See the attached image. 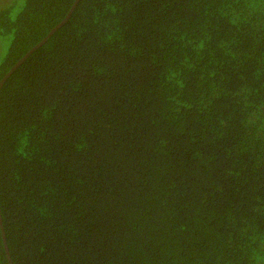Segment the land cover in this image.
<instances>
[{
  "label": "trees",
  "instance_id": "obj_1",
  "mask_svg": "<svg viewBox=\"0 0 264 264\" xmlns=\"http://www.w3.org/2000/svg\"><path fill=\"white\" fill-rule=\"evenodd\" d=\"M0 264H264V0H0Z\"/></svg>",
  "mask_w": 264,
  "mask_h": 264
},
{
  "label": "water",
  "instance_id": "obj_2",
  "mask_svg": "<svg viewBox=\"0 0 264 264\" xmlns=\"http://www.w3.org/2000/svg\"><path fill=\"white\" fill-rule=\"evenodd\" d=\"M69 13L66 15L65 19L62 20V22H60L58 25H56L51 31L50 33L41 41L38 43V46H40L46 39L47 37H49L61 24H63L65 22V20L68 18Z\"/></svg>",
  "mask_w": 264,
  "mask_h": 264
}]
</instances>
